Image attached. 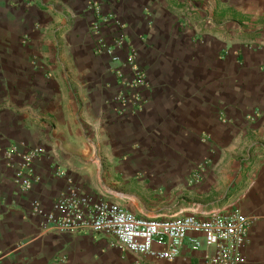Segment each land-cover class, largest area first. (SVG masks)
Segmentation results:
<instances>
[{
    "label": "crops",
    "instance_id": "1",
    "mask_svg": "<svg viewBox=\"0 0 264 264\" xmlns=\"http://www.w3.org/2000/svg\"><path fill=\"white\" fill-rule=\"evenodd\" d=\"M90 1L0 0V264H202L186 246L158 260L100 232H56L31 199L48 208L69 179L143 217L194 201L241 209L255 218L249 262L264 264V0H98L150 77L133 112L119 110L114 65L95 52ZM13 145L44 149L28 193L5 155ZM201 167L206 193L193 199L188 176Z\"/></svg>",
    "mask_w": 264,
    "mask_h": 264
},
{
    "label": "built area",
    "instance_id": "2",
    "mask_svg": "<svg viewBox=\"0 0 264 264\" xmlns=\"http://www.w3.org/2000/svg\"><path fill=\"white\" fill-rule=\"evenodd\" d=\"M88 5L93 17L90 29L97 41L95 52L108 55L114 65L118 83L114 101L121 112L142 110L151 81L139 50L128 42L124 26L112 12H106L98 0H91ZM113 23L120 26L119 31L109 35L102 32L103 26ZM43 152L38 146L21 149L13 145L6 150L20 192H30L41 180L34 162ZM57 175L65 173L59 171ZM68 184L48 208L38 197L31 199L33 214L41 216L44 224L56 232H100L111 237L112 247L158 260L173 261L186 246L192 251H203L202 264H250L247 248L255 218L241 209L207 212L197 207L149 218L136 215L119 202L95 196L71 179ZM4 257L0 252V263Z\"/></svg>",
    "mask_w": 264,
    "mask_h": 264
},
{
    "label": "rangeland",
    "instance_id": "3",
    "mask_svg": "<svg viewBox=\"0 0 264 264\" xmlns=\"http://www.w3.org/2000/svg\"><path fill=\"white\" fill-rule=\"evenodd\" d=\"M206 171L204 167H201V169L196 168L194 170H192V172L189 174L188 176V184L191 186V189H187L186 191L191 194V198L193 199H197V197L201 196V194L205 195V189H204V183L205 180L207 178V176L205 175ZM163 192L167 191L170 195H171V186H168L167 189L161 190ZM178 190H175V192H177ZM207 193L214 195L216 194L214 189H210L207 190ZM168 194V195H169ZM165 195V193H164ZM191 208H197L199 207L200 209H202L201 204H199L198 201H194L193 204H191L190 206Z\"/></svg>",
    "mask_w": 264,
    "mask_h": 264
}]
</instances>
